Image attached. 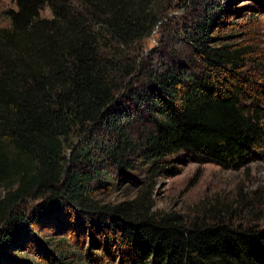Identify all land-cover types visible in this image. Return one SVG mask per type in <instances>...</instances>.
Returning a JSON list of instances; mask_svg holds the SVG:
<instances>
[{
	"label": "trees",
	"instance_id": "1",
	"mask_svg": "<svg viewBox=\"0 0 264 264\" xmlns=\"http://www.w3.org/2000/svg\"><path fill=\"white\" fill-rule=\"evenodd\" d=\"M184 1L200 7L191 52L151 61L154 0H14L0 29V264H264L256 218L152 210L175 156L242 168L264 146V77L229 20L238 0ZM101 163L130 176L133 199H97L113 185Z\"/></svg>",
	"mask_w": 264,
	"mask_h": 264
},
{
	"label": "rangeland",
	"instance_id": "2",
	"mask_svg": "<svg viewBox=\"0 0 264 264\" xmlns=\"http://www.w3.org/2000/svg\"><path fill=\"white\" fill-rule=\"evenodd\" d=\"M199 8L184 0H154V10L159 13L160 21L152 34L141 42L142 55L151 61H166L173 53L189 54L191 47L187 37ZM15 9L14 0H0V29L8 26L5 13ZM232 9L236 14L232 13L229 20L234 23L232 30L237 43L247 41L254 49L251 58L255 63H250L248 68L264 77V0H238ZM42 15L50 16L47 10ZM97 135L106 137L103 131H98ZM71 153L72 149L67 150V155ZM173 160L178 173L160 176L151 189L154 212H173L192 221L204 214L203 209L225 206L237 209L235 213L240 217L233 218L236 222L254 218L264 222V146L242 168L203 162L189 153L179 154ZM99 167L104 169V177L113 185L109 190L97 192L98 200L116 204L136 196L138 186L130 182V176L119 177L114 167L104 163Z\"/></svg>",
	"mask_w": 264,
	"mask_h": 264
}]
</instances>
